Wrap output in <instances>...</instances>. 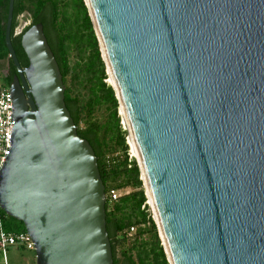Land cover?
Masks as SVG:
<instances>
[{"label": "water", "instance_id": "obj_1", "mask_svg": "<svg viewBox=\"0 0 264 264\" xmlns=\"http://www.w3.org/2000/svg\"><path fill=\"white\" fill-rule=\"evenodd\" d=\"M169 264H264V0H84ZM5 40L0 207L36 264H115L106 186L41 22Z\"/></svg>", "mask_w": 264, "mask_h": 264}, {"label": "trees", "instance_id": "obj_2", "mask_svg": "<svg viewBox=\"0 0 264 264\" xmlns=\"http://www.w3.org/2000/svg\"><path fill=\"white\" fill-rule=\"evenodd\" d=\"M8 10L9 0H0V61L8 60V67L3 71L10 84L17 69L9 57L5 40ZM24 14L30 16L31 23L18 33L20 18ZM38 22L43 24L44 33L60 66L65 84V102L78 126V133L90 142L97 155L107 195L111 188L134 189L121 194L116 201H110L107 196V230L114 263L169 264L158 228L149 206L145 204L147 196L140 168L135 158L129 160L127 130H122L119 123V102L115 90L106 81V66L85 1L14 0L11 41L22 67L29 65V59L22 47L21 36L30 25ZM97 105L110 108L108 123L100 125L92 119ZM82 121L84 127H81ZM101 133L109 134V138L102 137ZM0 216L5 229L26 231L22 220L7 215L1 207ZM132 225H137L138 230L136 239L131 243L125 231ZM144 233H149L152 240H144ZM119 250L123 256L121 263L117 257Z\"/></svg>", "mask_w": 264, "mask_h": 264}, {"label": "built area", "instance_id": "obj_3", "mask_svg": "<svg viewBox=\"0 0 264 264\" xmlns=\"http://www.w3.org/2000/svg\"><path fill=\"white\" fill-rule=\"evenodd\" d=\"M24 28L18 26V33H21ZM10 92V84L6 80V73L5 71L0 69V168L3 166V163L6 159L5 157L8 154L9 148L11 147L10 139L13 123L15 121L11 119L13 110ZM125 130H127L126 142L129 145L128 156L129 160H131L132 158H135L136 155L134 154L132 149V145L130 142L131 138L128 133V129L125 128ZM123 193V189L111 188L107 196L109 197L110 201H116ZM145 204L149 206V211L153 218V210L148 203V197ZM145 204L143 205V207L145 206ZM137 230L138 226L132 225L126 229L125 233L129 237V239H133L136 238ZM11 245H18L26 249L34 250V243L31 239V236L26 231L16 232L5 229L3 218L0 216V249L2 250L5 261L7 259L8 247Z\"/></svg>", "mask_w": 264, "mask_h": 264}, {"label": "rangeland", "instance_id": "obj_4", "mask_svg": "<svg viewBox=\"0 0 264 264\" xmlns=\"http://www.w3.org/2000/svg\"><path fill=\"white\" fill-rule=\"evenodd\" d=\"M24 15L21 16L20 24H19V27H22V28L28 26L31 23L30 16L28 14H24ZM71 61L72 62L74 61V57L73 56L71 57ZM7 67H8V60L7 59L0 61V69L1 70H6ZM106 73H107V71H106ZM106 81L111 85L110 79H109V75L106 78ZM70 84H71V82H70V79H69L68 85H70ZM117 114H118V116L120 118V121H119L120 126H121L122 130H125V128H127V125H126V122H125V120L123 118V115L121 113L120 106H118ZM109 118H110V108L107 105H103V106H98L97 105L95 107V111L93 112L92 119L97 121L98 124L101 125V124L108 123ZM81 127H84V122L83 121L81 122ZM101 135H102V137L109 138V134L104 135L103 133H101ZM111 185L114 186L115 183H111ZM143 187H144V185H143ZM132 190H134L133 187H124L123 188V192L124 193L132 191ZM158 236H159V233H158ZM142 238L144 240H146V241H151L152 240V237H151V235H149V233H144ZM159 238H160V236H159ZM134 239H136V238L130 239V242L132 243V241H134ZM7 255H8V263L9 264H27L26 263L27 259L30 260L29 264H36L34 253L30 252V250L19 249L18 245L9 246ZM117 257H118L119 263H121V260H122L123 256H122L120 250L118 252V256ZM0 264H5L1 249H0Z\"/></svg>", "mask_w": 264, "mask_h": 264}, {"label": "crops", "instance_id": "obj_5", "mask_svg": "<svg viewBox=\"0 0 264 264\" xmlns=\"http://www.w3.org/2000/svg\"><path fill=\"white\" fill-rule=\"evenodd\" d=\"M18 248H19V249H22V250H30V252H33V253H34V256H35V251L32 250V249H26V248H24V247H22V246H18ZM2 254H3V253H2ZM3 258H4V255H3ZM26 261H27V262H26L27 264L30 263V260H29V259H27ZM4 263H5V264H9V263H8V255H7V259H6V261H5V258H4Z\"/></svg>", "mask_w": 264, "mask_h": 264}, {"label": "bare ground", "instance_id": "obj_6", "mask_svg": "<svg viewBox=\"0 0 264 264\" xmlns=\"http://www.w3.org/2000/svg\"><path fill=\"white\" fill-rule=\"evenodd\" d=\"M130 142H131V145H132L133 152H134V154H136V149H135V146H134V144H133L131 139H130Z\"/></svg>", "mask_w": 264, "mask_h": 264}]
</instances>
